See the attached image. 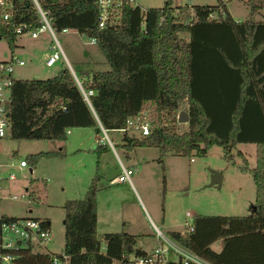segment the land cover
<instances>
[{
    "label": "trees",
    "instance_id": "1",
    "mask_svg": "<svg viewBox=\"0 0 264 264\" xmlns=\"http://www.w3.org/2000/svg\"><path fill=\"white\" fill-rule=\"evenodd\" d=\"M226 1L171 6L170 0H162L160 6L141 9L122 4L110 23L98 28L94 0H40L53 30L71 28L93 36L109 68L76 74L81 88L92 89L88 102L65 63L44 78H14L6 135L60 140L70 127L99 129L100 124L106 131L116 130L124 126L125 117L145 109L147 133L122 132L118 145L124 152L152 146L156 160L165 152L190 158L216 144L232 163L234 144L252 143L253 165L239 167L253 183L249 213H197L190 217L189 231L169 230L167 236L210 264H264V17L251 18L264 0H242L248 10L243 19L228 14ZM15 2L11 21H0V38L10 51L16 37L12 23L36 24L30 3ZM209 12L215 16L208 17ZM179 110L186 113L185 128L175 131L172 124ZM107 149L106 143L92 148L97 157ZM55 153L39 150L26 160L33 165L40 156ZM235 154L241 155L238 150ZM105 186L95 171L81 198L63 201L59 253L23 246L13 250L14 264H54L52 258L62 254L65 264H110L125 252L145 253L133 245L137 235L121 230L97 235L95 194ZM30 188L27 196L33 198L34 186ZM15 217L0 214V222ZM38 220L48 229L47 218ZM215 240L217 249L210 247ZM165 264L195 263L168 259Z\"/></svg>",
    "mask_w": 264,
    "mask_h": 264
},
{
    "label": "rangeland",
    "instance_id": "2",
    "mask_svg": "<svg viewBox=\"0 0 264 264\" xmlns=\"http://www.w3.org/2000/svg\"><path fill=\"white\" fill-rule=\"evenodd\" d=\"M186 1L190 4L214 3V0H170V5L183 4ZM136 2L141 9L160 6L162 0ZM225 6L233 18L243 19L248 13L242 0H228ZM263 17L264 7L251 14L253 19ZM53 32L76 74L82 69L109 68L97 45L88 42L89 37L71 28ZM14 43L13 49L24 60L22 65L15 66V78H44L56 72L60 62H64L58 58L51 66L44 65V53L50 51L48 45L53 43L47 31L41 32L36 38H31L27 33L17 34ZM18 43H22V46L17 45ZM9 53L10 49L5 40L0 38V59L7 57ZM172 125L175 131L185 128V122H177L175 119ZM102 134L100 129L96 130L92 126H76L68 128L65 137L60 140L11 138L8 135L0 140L3 161L13 162V166H3L0 170L3 175L0 177V211L37 219L47 218L49 221L48 239L43 247L35 250L54 253L62 250V203L67 198L83 196L95 169L101 174V181L108 183L107 187L99 189L96 194L97 235L105 231L124 229L140 233L138 240L141 242L147 240L149 233L154 232L149 218L167 236L166 228L157 221L160 217L172 225L178 221H189L197 213H249L253 183L249 173L239 167L244 165L250 168L253 165L252 143H235L230 149L232 163L221 155L220 146L216 144L208 146L202 155H191L190 159L189 156L165 152L159 160H156L155 147L137 146L125 152L128 158L126 160L123 149L118 145L122 132L116 130L106 131L114 152L109 148L96 156L92 148ZM42 149H53L61 154L40 156L30 165L26 160L27 155ZM235 150L241 155H236ZM116 157L122 167L128 170L127 179L109 182V177L120 170ZM19 159H24L26 165L18 166ZM209 169L222 174L219 187L210 183ZM8 172L13 173L14 179L6 177ZM29 180L33 183L30 187L34 186L33 198L27 196ZM43 180L46 181V188ZM10 195L16 197L10 198ZM184 211H187L188 216L183 215ZM210 246L217 249L219 242L216 240Z\"/></svg>",
    "mask_w": 264,
    "mask_h": 264
},
{
    "label": "built area",
    "instance_id": "3",
    "mask_svg": "<svg viewBox=\"0 0 264 264\" xmlns=\"http://www.w3.org/2000/svg\"><path fill=\"white\" fill-rule=\"evenodd\" d=\"M20 0H18L19 2ZM30 3L32 12L35 14L36 24L30 21H18L12 23V30L17 34L27 33L31 38H36L43 31H47L53 39V43L48 45L50 51L44 56L43 63L45 66L52 65L58 58H61L70 70L73 78L80 87L74 71L69 67L66 57L55 37L53 28L49 23L47 11L42 7L40 0H27ZM96 7V26L101 28L107 23H110L112 12L120 5L127 4L130 6L137 5L136 0H94ZM15 0H0V21L10 22L16 14ZM220 13V12H219ZM214 12H209L208 17H213ZM62 28L61 30H66ZM88 42L95 43V38L90 36ZM24 60L16 54H11L5 59H0V140L6 135L9 128V109L7 106L10 85L15 66H20ZM81 94L85 101L88 102V96L92 93V89H83L80 87ZM147 112L141 109L132 115L125 117L124 126L119 127L116 131L125 132L126 134L134 133L144 135L148 130ZM98 128L102 131V140L112 147L110 140L106 135V129L98 124ZM8 166H13V162L9 161ZM18 166H25L26 161L19 159ZM120 166L117 175L112 178V181H122L127 179L128 170ZM6 177L14 179L12 172H8ZM15 195H10V198H15ZM184 216H188L184 212ZM191 229L190 220L181 222L180 233L187 232ZM48 239V229L41 226L40 221L33 217L17 216L13 219L0 222V264H14L13 260L17 254L13 251L19 247L30 246L33 250L38 247H43L44 242ZM152 246L143 254H134L131 251L122 253L118 258L112 259L110 264H165L168 259H179L185 263L187 261L195 264H210L197 256L192 251L162 234L159 230L154 229L151 237ZM38 250V249H37ZM170 254V255H168ZM170 256V257H168ZM54 264H65L66 256L61 255V258L54 256L52 258Z\"/></svg>",
    "mask_w": 264,
    "mask_h": 264
},
{
    "label": "crops",
    "instance_id": "4",
    "mask_svg": "<svg viewBox=\"0 0 264 264\" xmlns=\"http://www.w3.org/2000/svg\"><path fill=\"white\" fill-rule=\"evenodd\" d=\"M185 4H187V5H189L190 3H188L187 1L186 2H184ZM226 4V2H224V5ZM225 8H226V6H225ZM226 10H227V8H226ZM227 12H228V10H227ZM228 14L230 15V13L228 12ZM231 16V15H230ZM233 18V17H232ZM233 19H238V18H233ZM40 35V34H39ZM90 43V42H89ZM95 44V43H94ZM17 45H19V46H22V43H18ZM48 52H46V53H44V56L47 54ZM11 54H16V55H18V53L15 51V49H12L11 51H10V53H9V55H11ZM8 55V56H9ZM65 55V54H64ZM7 56V57H8ZM19 56V55H18ZM7 57H3V58H1V59H5V58H7ZM20 57V56H19ZM66 57V56H65ZM44 59V58H43ZM66 60H67V58H66ZM67 63H68V65H69V67L73 70V68L71 67V65H70V63H69V61L67 60ZM64 64V62H60V65H59V68L62 66ZM51 66V65H50ZM59 68H57L56 70H58ZM74 71V70H73ZM91 71H93V70H88V69H82V70H80L79 71V75H88ZM55 73V72H54ZM54 73H52V74H54ZM74 73L76 74V72L74 71ZM51 74V75H52ZM97 130V129H96ZM66 132H68V129L66 130ZM102 136V135H101ZM101 136L99 137V138H97V140H98V143H103V144H105V142L102 140V138H101ZM109 139V138H108ZM110 140V139H109ZM110 142H111V140H110ZM120 142V141H119ZM118 142V143H119ZM97 144V143H96ZM111 144H112V142H111ZM117 144V143H116ZM108 145V144H107ZM109 148H111L112 149V147H110L109 145H108V149ZM43 150V149H42ZM46 150H49V149H46ZM50 150H53V149H50ZM112 151H113V149H112ZM130 151V150H129ZM114 152V151H113ZM124 152V151H123ZM57 154H61V152H58L57 151V153H55V155H57ZM100 154V153H99ZM54 155V154H53ZM99 156V155H98ZM124 157H125V159L127 160L128 158H127V155L125 154V152H124ZM117 158V157H116ZM190 159V158H189ZM117 160H118V158H117ZM118 163H119V165H121V163H120V161L118 160ZM127 164H129V163H127ZM3 166H8L7 165V163H5L4 161H3V159H2V157H1V147H0V170L3 168ZM96 166H97V164H96ZM122 166V165H121ZM29 170H30V168H29ZM95 171H97V169H95ZM118 174V170H117V173H113L112 174V176L111 177H109V182H116V181H112V178L115 176V175H117ZM1 176H3L1 173H0V177ZM221 176H222V174L220 173V172H218V171H216V170H214V171H212L211 169H209V178H210V183L211 184H216V186L217 187H219V184H220V180H221ZM135 179V178H134ZM45 181V180H44ZM119 182V181H118ZM44 183V187L46 188V181L45 182H43ZM105 183V182H104ZM131 184V183H130ZM130 184H128L129 186H130ZM108 186V183H106V186L105 187H107ZM130 187H133V185H131ZM24 188H27V186L26 187H24ZM99 191V190H98ZM98 191L96 192V194L98 193ZM96 194H95V201H96ZM137 194V193H136ZM97 209H98V204H97V202H96V220H97ZM184 212H187V211H184ZM184 212H183V215H184ZM0 214H6V215H12V216H25V215H17V214H15V213H9V212H1L0 211ZM29 217V216H28ZM149 220V222H150V225L152 226V228L153 229H157V230H159L158 228H157V226H156V224L149 218L148 219ZM159 220V221H158ZM157 221L159 222V224L161 225V226H163L164 228H166V232H168L169 230H177V231H179L180 230V228H181V222L180 221H178V222H176V223H173L172 225H170L169 223H167V222H164L163 221V219L160 217V218H158L157 219ZM171 227H173V228H171ZM120 230V229H119ZM110 231H116V230H110ZM121 231H124V232H126V233H129V234H134V235H137L136 237H135V239H134V243H133V245L134 246H137V247H139L140 249H142L143 251H145V252H147L149 249H150V247L152 246V240H151V237H152V235H153V233H149V235H148V237H147V240H144V241H139L138 240V237L140 236V233H132V232H130V231H127V230H122L121 229ZM216 241V240H215ZM218 241V240H217ZM214 242V241H213ZM212 243V242H211ZM211 243H210V245H211ZM211 247V246H210Z\"/></svg>",
    "mask_w": 264,
    "mask_h": 264
},
{
    "label": "water",
    "instance_id": "5",
    "mask_svg": "<svg viewBox=\"0 0 264 264\" xmlns=\"http://www.w3.org/2000/svg\"><path fill=\"white\" fill-rule=\"evenodd\" d=\"M175 120L177 122H185L186 121V113H185V111L184 110L177 111L176 114H175Z\"/></svg>",
    "mask_w": 264,
    "mask_h": 264
}]
</instances>
